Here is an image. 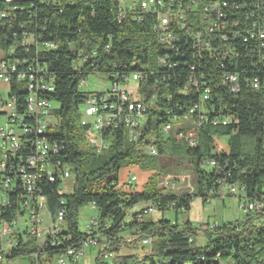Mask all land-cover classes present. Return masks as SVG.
Returning <instances> with one entry per match:
<instances>
[{
  "label": "trees",
  "instance_id": "trees-1",
  "mask_svg": "<svg viewBox=\"0 0 264 264\" xmlns=\"http://www.w3.org/2000/svg\"><path fill=\"white\" fill-rule=\"evenodd\" d=\"M128 0H65L63 3L47 4L43 0H21L10 6L20 5L22 10L16 11L14 20L0 21V48L7 49L16 39L13 33L20 32L23 23L43 29L46 40L59 43L57 50L45 54L49 68L55 78V92L52 99L60 104L55 111L57 124L47 129L49 140H59L58 152L52 155L63 164L71 167L74 181L73 192H62L63 178H55V182L45 181L41 184V194L46 197L48 210L54 219L58 211H65V222L61 231L49 236L40 247L36 240L24 242L22 239L15 248L11 260L24 254L39 251L38 264H53L55 256L62 250L78 246L85 233L78 227L79 208L95 204L99 213L102 242L104 250L98 252L95 264H264V213H248L242 222L219 224L213 230H206L207 245L197 244V230L187 219L179 224L177 217L173 222L165 217V213L174 210L177 213L188 212L195 198L208 202L212 196H218L223 184L244 185L246 195L251 199L264 200V62L253 63L250 58L237 62L233 69L244 73L237 94L226 92L219 86L208 103L211 112L208 120L203 121L198 132L195 146L177 142L172 136L165 137L159 144V155L153 157L177 156L188 160L195 176V191L177 194L160 188V167H157L150 156L137 150L131 144L124 131L114 134V129L106 130V134H114L108 149L102 154H95L82 137L83 128L80 123V107L91 94L79 87L81 77L86 71L78 74L73 69L75 60L82 59V53L70 50L69 43L77 48L84 46V40L90 46L99 47L98 62L100 72L108 75L113 81V74L121 71V62L137 58L145 61L154 52L155 35L152 31V15L145 23L133 21L130 17L118 19L121 4ZM187 2V0H182ZM261 15L264 16V0ZM0 0V10L6 8ZM246 13H250L247 9ZM110 45L109 49L106 46ZM253 45L247 53H250ZM89 62L87 67H90ZM88 71V69H87ZM186 73V72H185ZM257 78L259 87L254 88L252 81ZM184 76L181 81H184ZM168 89L150 79L143 84L147 95L157 91L160 102L148 106L147 132L158 130L162 121L168 120L163 106L165 97L173 96L187 107L198 100L197 94H178L175 80ZM216 83V82H215ZM175 98V100H174ZM177 114H183L178 109ZM224 117L229 122L214 124L215 120ZM174 122H167L166 124ZM229 137L228 150L215 151L216 138ZM217 163L219 170L208 166ZM139 167L152 171L148 181L140 180L133 174L130 181H121L120 173L124 168ZM54 173H61V166L54 167ZM138 177L131 181L132 176ZM10 202L6 205V218L13 216L16 209L15 194H9ZM160 203L162 217L156 221L139 220L141 204ZM11 210V211H10ZM4 216V212H3ZM136 233L142 240L145 236L155 238L153 252L142 256L138 254H120L123 233ZM192 239V241H190ZM57 242L53 245L52 242ZM104 252H114L112 263L103 260ZM158 258V260H156ZM2 264V263H0ZM36 264V262H33ZM70 264H78L71 261Z\"/></svg>",
  "mask_w": 264,
  "mask_h": 264
},
{
  "label": "built area",
  "instance_id": "built-area-1",
  "mask_svg": "<svg viewBox=\"0 0 264 264\" xmlns=\"http://www.w3.org/2000/svg\"><path fill=\"white\" fill-rule=\"evenodd\" d=\"M1 1L7 6L0 10V21L14 20L16 11L22 10V7L9 4L21 0ZM43 1L57 4L65 0ZM261 11V0L124 1L118 13L120 21L130 17L135 22L145 23L152 15L155 49L145 61L134 58L121 62L120 66L124 69L113 74L111 89L91 92L86 98L79 111L85 144L95 154H102L109 148L113 135L122 130L128 141L148 156H158L159 144L168 136L177 142L195 146L200 126L209 118L207 114L211 109L208 103L218 92L217 87L233 94L240 91L244 73L234 70V65L245 61L246 56L253 63L264 62V16ZM42 32L43 29L38 31L23 23L20 32L13 33L16 40L7 49L0 48V82L8 88V98L0 97V187L3 192L15 194L16 201V209L10 210L13 216L6 218V203L0 200V263L11 260L9 257L21 239L24 242L36 240L42 247L49 236L55 237L61 231L65 222L63 209L52 218L46 197L41 194L43 182H55V178L72 173L69 165L51 158L50 147L61 145L59 140L43 138V130L55 128L57 124V108L52 99L55 78L45 54L57 50L59 43L46 40ZM89 45L87 40L80 48L69 43L73 58L75 53H82V60H75L73 69L78 74L90 72L81 77L80 89L90 74H101L100 67L94 66L98 62L99 47L94 45L87 50ZM251 45L253 48L247 53ZM109 48L110 45H107L106 49ZM89 62L92 63L88 68ZM183 76L185 79L182 82ZM150 79H155L166 89L170 86V83H165L166 80L173 79L178 83V94H197L198 100L184 109L179 100L173 104V96L169 94L163 106L168 120L162 121L158 130L147 132V108L159 104L161 100L157 88L150 95L143 91V84ZM257 80L254 78L252 81L254 88L259 87ZM176 109L183 114H177ZM186 121H191L193 125L184 126ZM167 122H174V131L166 130ZM218 122L226 125L229 119L224 117L220 121L215 120L214 124ZM106 127H114V134H106ZM219 140L216 138L215 151H227L228 143ZM54 166H61V173H54ZM208 166L219 170L217 163L209 161ZM137 180L136 175L132 176L131 181ZM173 185V180L163 181L164 190H170ZM224 189L239 198L240 207L246 214L264 213V200L248 198L244 185L223 184L218 196H224ZM159 204L144 205L139 220L159 213ZM91 206L95 207V204ZM42 209L50 215L51 222L46 230L40 224ZM218 225L217 222L207 224L205 230H213ZM84 233L85 237L79 245L62 250L55 256L53 264L78 263L86 250L100 248L103 235L98 217L89 220ZM155 240L145 236L142 243L153 247ZM28 255L31 264H38L40 255L46 258V253L39 251ZM114 257V252L103 254V260L109 263ZM155 264L160 263L157 261Z\"/></svg>",
  "mask_w": 264,
  "mask_h": 264
},
{
  "label": "rangeland",
  "instance_id": "rangeland-1",
  "mask_svg": "<svg viewBox=\"0 0 264 264\" xmlns=\"http://www.w3.org/2000/svg\"><path fill=\"white\" fill-rule=\"evenodd\" d=\"M0 55H2L0 51ZM112 84L107 74L102 73H93L88 76V78L84 81L81 86V90L84 92H107L111 89ZM0 97L3 99L8 98V88L5 84L0 82ZM54 107L60 108V104L57 102L53 103ZM3 121V118H1ZM183 124L184 126L190 127L193 125L191 121H186ZM219 142H223L227 144L229 142V137H222ZM151 160L154 161L157 167H160V178L159 185L160 188L163 189V181L164 180H173V187L170 191L175 192L177 194H183L188 192L195 191V176L188 164V160L177 157V156H164V157H153L150 156ZM153 171V170H152ZM152 171H145L140 169L139 167H130L124 168L120 173L121 181H130V177L133 174L139 175L140 180L147 182L148 178ZM74 181L73 178L70 177L63 183L62 192L65 194H70L73 192ZM222 196H212L210 201L202 202L200 197L195 198L192 203V208L188 212H180L177 213L174 210L166 212L164 215L166 218L172 220L173 222L177 220L179 224H183L187 219H189L195 228H201V230H197V244L200 246L207 245V236L204 232L205 226L207 224L213 225L214 223L223 224V223H240L245 217L246 213L240 207V201L237 196L230 195L227 189L222 190ZM6 193L1 190L0 187V198L5 197ZM8 196V195H7ZM144 205L149 204H141L137 206L135 209L138 210ZM92 217H99L98 210L87 204L79 208L78 214V227L81 232H84L89 220ZM162 217V213H157L154 215H149L144 218V220H152L156 221ZM40 224L41 227L46 230L50 225V215L46 211V209H42L40 214ZM23 222V221H22ZM106 246L105 242L101 243L99 249H90L86 250L84 255L81 256L78 260V264H95L96 256L99 251L104 250ZM153 251V247L146 245L144 246L142 240L136 233H130L125 231L123 233V240L120 245V254L128 255V254H138L142 256L146 253H151ZM32 260L28 254L20 255L12 260H5L2 264H31ZM224 264H232L231 261H225Z\"/></svg>",
  "mask_w": 264,
  "mask_h": 264
},
{
  "label": "bare ground",
  "instance_id": "bare-ground-1",
  "mask_svg": "<svg viewBox=\"0 0 264 264\" xmlns=\"http://www.w3.org/2000/svg\"><path fill=\"white\" fill-rule=\"evenodd\" d=\"M82 60V59H81ZM47 129L48 128H46V130H43V138H46V139H48V137H47ZM108 129H114V127H106V130H108ZM166 130L167 131H172L173 130V125L171 124V123H169V124H166ZM58 152V148H57V144H53V145H51V147H50V155H51V158H52V155L53 154H56ZM55 167V166H54ZM54 170H55V168H54ZM71 177V174L70 173H65V177H62L63 178V181L65 182L67 179H69ZM63 182V183H64ZM6 193V195H5V197H3V198H0V200H3V202H5L6 203V205L7 204H9V202H10V199H9V193L8 192H5ZM8 195V196H7ZM152 205V204H151Z\"/></svg>",
  "mask_w": 264,
  "mask_h": 264
},
{
  "label": "crops",
  "instance_id": "crops-1",
  "mask_svg": "<svg viewBox=\"0 0 264 264\" xmlns=\"http://www.w3.org/2000/svg\"><path fill=\"white\" fill-rule=\"evenodd\" d=\"M10 261V260H9Z\"/></svg>",
  "mask_w": 264,
  "mask_h": 264
}]
</instances>
